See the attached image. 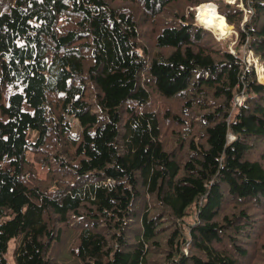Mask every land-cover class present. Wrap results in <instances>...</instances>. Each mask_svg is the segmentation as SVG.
<instances>
[{
    "label": "trees",
    "instance_id": "1",
    "mask_svg": "<svg viewBox=\"0 0 264 264\" xmlns=\"http://www.w3.org/2000/svg\"><path fill=\"white\" fill-rule=\"evenodd\" d=\"M205 2L264 64V0H0V264H264V83Z\"/></svg>",
    "mask_w": 264,
    "mask_h": 264
},
{
    "label": "rangeland",
    "instance_id": "2",
    "mask_svg": "<svg viewBox=\"0 0 264 264\" xmlns=\"http://www.w3.org/2000/svg\"><path fill=\"white\" fill-rule=\"evenodd\" d=\"M228 1V0H226ZM232 1V0H229ZM228 1V2H229ZM214 3V2H213ZM215 4V3H214ZM216 5V4H215ZM199 6V5H198ZM195 8V14H194V21L197 25L204 27L206 29L211 30V32L215 35L216 39L220 40V42H222L223 44L226 45V47L233 53H236L241 60L244 63V68H250L251 66H253L257 79L264 83V80H262V78H260L261 73L264 71L262 69H264V64L258 59V57L252 52L251 49H248L246 46H237L236 44V32L233 29V27L231 25H229V29L226 33H215L211 28L204 26L203 24H201L198 19H197V7ZM217 11V8H216ZM247 13V9L245 10ZM217 13H219L217 11ZM34 132L29 130L28 134H27V138L29 139L30 137H32L34 134ZM27 157H29V153L26 154ZM36 169H37V173L39 176L43 177L46 173V167L45 166H41L40 164H36ZM191 220V218H190ZM20 240V236L11 238L8 243H7V249L6 252L4 253V257L6 258L7 264H17L15 259H14V249L17 246V243Z\"/></svg>",
    "mask_w": 264,
    "mask_h": 264
},
{
    "label": "bare ground",
    "instance_id": "3",
    "mask_svg": "<svg viewBox=\"0 0 264 264\" xmlns=\"http://www.w3.org/2000/svg\"><path fill=\"white\" fill-rule=\"evenodd\" d=\"M197 19L201 24L211 28L215 33H226L230 27L226 23L224 16L217 13L216 5L213 2H205L197 7ZM260 78L264 80V71L261 73Z\"/></svg>",
    "mask_w": 264,
    "mask_h": 264
},
{
    "label": "built area",
    "instance_id": "4",
    "mask_svg": "<svg viewBox=\"0 0 264 264\" xmlns=\"http://www.w3.org/2000/svg\"><path fill=\"white\" fill-rule=\"evenodd\" d=\"M241 100H242V98H241V97H239V96H236V98H235V102H237V103H240V102H241Z\"/></svg>",
    "mask_w": 264,
    "mask_h": 264
}]
</instances>
